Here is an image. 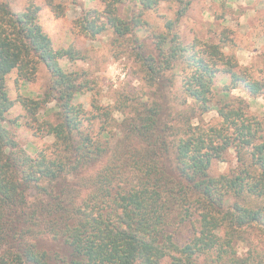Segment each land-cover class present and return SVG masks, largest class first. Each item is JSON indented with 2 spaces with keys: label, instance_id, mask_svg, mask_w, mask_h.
<instances>
[{
  "label": "trees",
  "instance_id": "trees-1",
  "mask_svg": "<svg viewBox=\"0 0 264 264\" xmlns=\"http://www.w3.org/2000/svg\"><path fill=\"white\" fill-rule=\"evenodd\" d=\"M130 1L138 12L127 21L117 9ZM162 1L106 0L102 10H88L74 20L73 28L91 40L107 30L123 39L143 25L144 12ZM45 5L55 18L64 16L60 4L47 0ZM41 9L28 0L22 11L12 12L0 2V264L56 260L28 240L40 227L63 241L68 258L64 264H197L209 252L220 260L238 231L252 225L264 228V205L249 204V199L264 200V118L250 114L244 99L231 96L238 89L251 100L264 97V64L256 79L234 54L224 52L231 41L228 30L215 44H183L177 34H159L153 55L133 38L150 86H163L161 73L180 64L186 98L201 114L216 111L220 123L184 125L171 146L165 135L175 130L161 122L159 106L142 103L130 121H123L125 137L110 144L114 139L104 129L95 138L82 131L84 122L98 117L106 121L109 113L95 104L96 114L87 113L73 103L88 82L65 72L61 61L75 62L82 56L73 47L54 48L38 21ZM166 25L171 31L173 22ZM38 65L50 75L47 91L40 101L20 96L18 102L29 117L27 125L34 133L52 136L53 142L32 157L5 126L13 107L5 81L15 71L22 84L31 82ZM219 79H225L221 94L226 101L221 106L211 104ZM51 101L57 110L54 124L37 116ZM229 151L237 166L210 176L212 163L224 161ZM106 159L92 176H81ZM72 179H77L75 185ZM77 188L87 193L75 204ZM31 191L40 197L30 201ZM176 223L192 228L183 242L172 233Z\"/></svg>",
  "mask_w": 264,
  "mask_h": 264
},
{
  "label": "rangeland",
  "instance_id": "rangeland-1",
  "mask_svg": "<svg viewBox=\"0 0 264 264\" xmlns=\"http://www.w3.org/2000/svg\"><path fill=\"white\" fill-rule=\"evenodd\" d=\"M41 5L39 12V24L44 33L51 39L55 49L73 47L80 52L82 60L75 62L61 61L65 72L80 74L88 82V87L83 88L73 100L80 105L85 112L96 114L93 104L100 107L101 112L107 111L109 117L106 119L98 117L92 122H84L82 131L94 138L101 134L104 129L112 136L110 144H117L118 140L125 137L123 133V121H130L134 117L135 110L140 109L142 103L159 106L161 110V122L175 131L168 130L166 140L171 145L176 140V130L184 125H197L206 123L217 126L220 119L216 111L201 114L197 106L182 91L183 70L180 64H175L174 69L161 73L162 85L147 83V73L138 61L133 38H138L144 46L147 54L153 55L156 49V36L177 34L183 44L193 41L207 43H219L222 33L231 38L224 52L234 54L235 37L231 36L228 26L235 25L237 14L242 13L241 0H233L228 5L226 0H164L152 11L144 12L143 25L135 29L131 35L123 39H116L112 30H107L94 40L86 38L78 33L73 27V22L88 10H102L106 0H77L71 3L69 0H52L54 4H60L64 9V16L55 18L49 8L45 5L47 0H32ZM5 2L12 12H20L26 6L28 0H0ZM263 2V0H262ZM227 6L229 8L227 9ZM138 12L134 2H126L117 9V14L124 20H129ZM172 21L171 31L167 29V22ZM230 32V33H229ZM256 61L249 67L253 78L259 79L260 68L264 64V51L261 52ZM225 82V79H224ZM220 79L216 81L211 95V104L221 106L226 99L221 94L223 83ZM6 91L13 107L6 116V128L19 148L28 155L34 157L36 153L53 142V137L44 133H34L27 125L29 117L24 107L18 102L20 96L41 100L50 84V75L43 65L37 66L35 79L26 84L18 80L17 73L13 71L6 77ZM231 96L239 97L249 105L248 112L259 119L264 118V97L249 99L242 91L233 90ZM57 110L55 101L43 104L37 113L41 121L56 123ZM119 132V133H118ZM126 132V131H125ZM114 137V138H113ZM172 150V149H171ZM170 150V151H171ZM172 153V152H171ZM109 159L102 160L95 165L93 171L84 173L82 177H90L97 172ZM237 166L234 153L229 151L224 161H214L209 169V175L217 177L228 173ZM77 179L70 181L71 185ZM79 190V188H77ZM56 190L52 191L54 195ZM86 191L79 190L75 204L81 202V197ZM35 191L29 193V200L38 198ZM47 200V198H46ZM232 199L229 198V203ZM252 206L264 205V200L249 199ZM40 233L28 240L36 242L37 246L49 252L52 258L51 264H64L68 260L66 250L61 239H54L40 227ZM43 230V231H42ZM172 233L179 242H183L192 234L190 224L176 223ZM197 264H264V228L252 225L238 231L231 241V249L228 254L217 259L215 252H209L197 259Z\"/></svg>",
  "mask_w": 264,
  "mask_h": 264
},
{
  "label": "crops",
  "instance_id": "crops-1",
  "mask_svg": "<svg viewBox=\"0 0 264 264\" xmlns=\"http://www.w3.org/2000/svg\"><path fill=\"white\" fill-rule=\"evenodd\" d=\"M227 4L233 0H226ZM241 12L237 14L234 26H228L235 37L234 55L241 67L254 63L264 51V0H241ZM229 6H227V9Z\"/></svg>",
  "mask_w": 264,
  "mask_h": 264
}]
</instances>
